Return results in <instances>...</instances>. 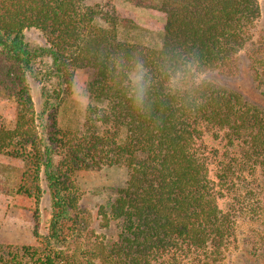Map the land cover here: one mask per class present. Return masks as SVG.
Here are the masks:
<instances>
[{"label": "trees", "instance_id": "1", "mask_svg": "<svg viewBox=\"0 0 264 264\" xmlns=\"http://www.w3.org/2000/svg\"><path fill=\"white\" fill-rule=\"evenodd\" d=\"M127 1L162 20L157 48L121 39L123 16H102L86 0H0V164L13 172L5 180L2 217L10 229L27 228L19 244L0 243V264H215L234 238L233 219L217 200L243 160L252 169L263 161L264 114L208 79L191 96L170 95L159 68L195 61L200 74L232 70L259 15L258 0ZM28 28L43 35L52 63L54 84L42 116L27 82L26 68L37 57L24 43ZM134 57L152 76L148 114L132 112L126 77L115 75L116 58L130 66ZM80 91L89 100L84 121L64 127L59 109ZM204 128L221 133L241 158L234 165L216 161L213 176ZM103 166L127 174L96 210L99 225H115L109 239L91 226L76 184L79 172ZM42 182L50 200L44 233L38 227Z\"/></svg>", "mask_w": 264, "mask_h": 264}, {"label": "rangeland", "instance_id": "2", "mask_svg": "<svg viewBox=\"0 0 264 264\" xmlns=\"http://www.w3.org/2000/svg\"><path fill=\"white\" fill-rule=\"evenodd\" d=\"M88 5L98 6L101 15L123 16L118 21V34L121 39L136 42L143 46L157 48L162 39V20L155 11L127 0H86ZM259 15L248 29V40L236 56L232 70H213L201 73L218 86L238 92L247 103L258 107L264 114V77L258 75L264 69V0H258ZM101 16V17H102ZM99 24L103 20L98 19ZM27 49L37 57L29 61L26 68L27 82L38 116L46 107V95L53 88L50 75L51 58L46 53L47 44L43 35L34 28L23 30ZM258 74V75H257ZM89 102L86 94L74 93L67 97L59 109V122L62 126L77 129L84 121V110ZM264 117V116H263ZM202 142L209 156L210 176H213L216 161L232 162L239 154L221 139L217 130L202 129ZM231 150V151H230ZM217 152V153H216ZM233 152L235 154H233ZM227 159H226V158ZM240 158V157H239ZM241 159V158H240ZM231 160V161H230ZM241 173H236L228 183L221 187V197L217 200L219 209L228 213L234 222V238L223 250L220 261L215 264H264V158L255 163L243 160ZM234 165V164H233ZM239 167V165H237ZM252 170V171H251ZM13 178V172L6 171L0 164V243L15 245L24 241L27 228L6 225L2 217L5 203V180ZM127 178L123 167H106L79 172L76 184L80 194V207L90 215L91 226L96 234L109 239L115 234L114 224L105 229L99 225L96 210L110 201ZM39 203V232L44 233L50 218V200L44 182Z\"/></svg>", "mask_w": 264, "mask_h": 264}, {"label": "clouds", "instance_id": "3", "mask_svg": "<svg viewBox=\"0 0 264 264\" xmlns=\"http://www.w3.org/2000/svg\"><path fill=\"white\" fill-rule=\"evenodd\" d=\"M196 63L188 61L180 67H173L170 63L160 66L159 71L168 94L175 96L189 93L191 96V90L197 87L200 81H206L209 78L207 74L201 75L194 71ZM114 64L116 77L119 78L121 73L126 77L123 82L124 91L130 101L132 112L135 115H139L141 112L150 113V106L146 109V105L149 104L152 76L144 62L138 57H134L131 65L127 66L122 58H116Z\"/></svg>", "mask_w": 264, "mask_h": 264}]
</instances>
